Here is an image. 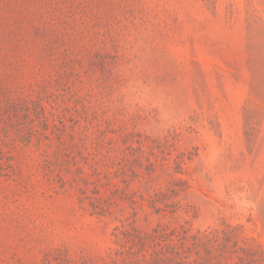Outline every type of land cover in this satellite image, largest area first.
Instances as JSON below:
<instances>
[{"label":"rangeland","instance_id":"obj_1","mask_svg":"<svg viewBox=\"0 0 264 264\" xmlns=\"http://www.w3.org/2000/svg\"><path fill=\"white\" fill-rule=\"evenodd\" d=\"M0 264H264V0H0Z\"/></svg>","mask_w":264,"mask_h":264}]
</instances>
